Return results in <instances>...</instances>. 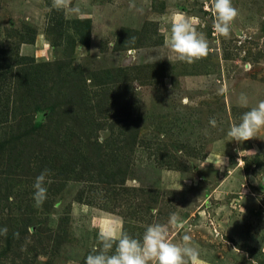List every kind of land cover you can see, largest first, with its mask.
<instances>
[{"label": "rangeland", "instance_id": "obj_1", "mask_svg": "<svg viewBox=\"0 0 264 264\" xmlns=\"http://www.w3.org/2000/svg\"><path fill=\"white\" fill-rule=\"evenodd\" d=\"M72 3L78 14L0 0V59L15 64L5 111L0 103V139L10 140L0 147V264H85L101 227L141 238L171 213L183 229L170 240L190 235L203 264H264V129L243 144L227 136L264 100V0H232L227 38L213 30L211 0ZM174 14L191 18L207 57L167 59ZM80 18L87 45L73 43ZM28 116L43 127L29 131Z\"/></svg>", "mask_w": 264, "mask_h": 264}, {"label": "clouds", "instance_id": "obj_2", "mask_svg": "<svg viewBox=\"0 0 264 264\" xmlns=\"http://www.w3.org/2000/svg\"><path fill=\"white\" fill-rule=\"evenodd\" d=\"M51 6L53 9L65 13L78 14L80 11L78 7L73 6L72 0H52ZM129 7L134 8L135 4L130 3ZM206 7L208 6L206 5ZM210 7L214 32L227 38L239 14L238 10L233 7L232 0H211ZM128 40L134 41L135 37H130ZM164 47L169 49L172 54L167 57L170 62L174 57L187 64L204 59L209 51L208 41L197 32L191 18L183 14L172 16L169 34L164 40ZM248 103L247 94L241 93L239 96L240 106L248 107ZM209 123L213 127L216 126L215 119H210ZM262 129H264V100H260L254 107L246 111L238 124H231L227 136L230 141L243 144L257 138ZM224 163L225 160L223 165ZM49 175L50 170L45 169L33 183L32 199L37 208L42 206L47 199L45 185L51 183L48 179ZM261 198H264V193L257 199L258 203ZM182 229L183 221L176 213L170 214L167 223L148 225L141 238L128 235L115 224L101 227L97 235L98 246L94 247L92 253L86 257L85 264H203L199 248L194 245L190 235L185 233L180 242L170 240V231ZM6 234L7 228L0 229V235Z\"/></svg>", "mask_w": 264, "mask_h": 264}, {"label": "trees", "instance_id": "obj_3", "mask_svg": "<svg viewBox=\"0 0 264 264\" xmlns=\"http://www.w3.org/2000/svg\"><path fill=\"white\" fill-rule=\"evenodd\" d=\"M75 24L77 27L76 28V33L78 34V38L74 37L73 39V43L77 42H81L87 45V43L89 42V38H90V33H91V24L89 19L87 18H80L78 20H75ZM71 38H73V35L70 36ZM3 58V57H2ZM24 58V57H22ZM11 59H0V103H5V105L3 106V110L5 111V108L8 107V104L10 102V96H6V94L3 93V90L5 89V83H6V75L8 73H12V71L14 70V62L12 63ZM24 69V67L17 69L16 75H18V77L21 74V71ZM17 83H22V81L20 82L19 79H17ZM18 92V90L16 91ZM27 116V115H26ZM9 116H2V113H0V126L7 124L9 118ZM29 120V123H27V128L29 131H36L37 129L43 127L44 123L43 121H37L33 124V122L31 121L32 118H30V116L27 117ZM22 123V122H20ZM25 124V123H24ZM23 131L20 132V136H18L17 138H21V134ZM1 135V133H0ZM10 141L9 139H6V137H4L3 139H0V147H5ZM12 150V148H10Z\"/></svg>", "mask_w": 264, "mask_h": 264}]
</instances>
